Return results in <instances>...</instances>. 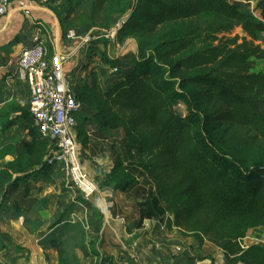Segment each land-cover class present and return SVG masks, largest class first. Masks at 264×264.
Listing matches in <instances>:
<instances>
[{"label":"trees","instance_id":"obj_1","mask_svg":"<svg viewBox=\"0 0 264 264\" xmlns=\"http://www.w3.org/2000/svg\"><path fill=\"white\" fill-rule=\"evenodd\" d=\"M56 1L46 4L65 33L69 16L82 0H68L61 10L54 5ZM92 1L93 13L108 4L127 8L121 33H150L178 23V28L166 30L153 44L140 40L129 71L109 87L104 88L95 73L90 83L74 87L83 108L92 110L91 116L82 111L76 115L78 138L84 139L93 128L125 131L120 140L122 155L104 175L105 180L122 191L149 184V195L155 203L164 201L174 213L175 225H180L185 215L210 213L220 229L218 245L226 264H264V244L243 247L239 242L248 229L264 226V153L254 156L243 149L227 148L222 128L236 124L264 140V72L252 71L256 60L264 58V48L258 42L259 34L264 33V0L257 3L261 17L244 3L230 0ZM237 29L241 32H235ZM102 57L108 65L117 63ZM180 71L186 75L179 77ZM205 97L219 104L215 113L205 107ZM178 103L186 106V115L177 112ZM8 112L19 114L6 117L2 133L18 125L28 132L29 139H17L11 148L0 149V159L12 156L0 168L4 198L21 181L53 168L47 161L50 142L35 127L30 104H11ZM135 127L144 131L135 134ZM146 155L164 157L163 164L179 176L178 181L172 185L158 181V161ZM51 243L58 248V264H69L60 242Z\"/></svg>","mask_w":264,"mask_h":264},{"label":"crops","instance_id":"obj_2","mask_svg":"<svg viewBox=\"0 0 264 264\" xmlns=\"http://www.w3.org/2000/svg\"><path fill=\"white\" fill-rule=\"evenodd\" d=\"M246 1L244 5L261 17L258 0ZM63 31L58 16L47 4L34 5L29 16L18 5L0 15V111L9 119L19 114L8 112L11 104L30 103L28 84L19 75L17 61L35 38L44 42L48 57L55 53L65 57L64 71L73 74L77 83L91 82L89 71L96 64L91 63H102L101 46L112 39L103 37L86 45L67 39ZM132 43L130 54L124 51L120 58L127 60V55H136ZM107 54L117 57L113 49ZM100 68L95 70L100 72ZM100 83L107 88L114 82L100 78ZM84 108L82 112L91 116L92 110ZM15 126L18 139L28 140V132ZM125 136L122 129L93 128L87 130L84 139L78 138L83 166L98 185L96 195L90 199L67 186L62 165L21 181L6 198L0 190V234L13 239L18 256L12 262L5 259L3 264H58L59 251L52 245L53 240L60 242L69 264H212L207 254L201 258L194 255L190 246L196 243L191 232L174 224L163 200L153 201L149 184L122 191L105 180L104 175L112 171L118 155H122L120 140ZM10 159L11 155L0 159V168ZM70 205L71 210L61 217ZM213 264H223V260L214 257Z\"/></svg>","mask_w":264,"mask_h":264},{"label":"rangeland","instance_id":"obj_3","mask_svg":"<svg viewBox=\"0 0 264 264\" xmlns=\"http://www.w3.org/2000/svg\"><path fill=\"white\" fill-rule=\"evenodd\" d=\"M73 3H77V1L80 0H71ZM129 2H133L134 0H126ZM260 1V0H258ZM68 0H57L54 5L59 8V10L63 9V7L68 5ZM92 0H82V4L79 3V6L77 7V10L74 14L69 16V20L67 24L65 25V30L68 29H76L81 31L84 34H96L99 35L104 31H108L113 25H115L117 22H119L121 19L127 18V8L124 9V6L119 5H106L102 10L93 13L90 10V6L92 5ZM124 3V2H123ZM258 3V2H257ZM257 5V4H256ZM124 9V11H123ZM129 9V8H128ZM178 23L169 24L167 26H164L162 28L158 27L155 29V31L150 33H144L139 30H133L129 33H121V30H117L115 35L112 38L111 43H107L103 46H101V60L102 63L97 64L98 60H94L91 64L96 63L93 65L94 69L93 71H89L91 81L94 77V73L97 75L98 80L100 81V78L102 81H113L116 82L117 80L121 79L124 72L129 71L131 61L136 56L127 55V60L124 58H120V54L124 53V51H130V42L132 41L136 47L137 43H139L140 40L146 41L149 44H153L155 41H157L159 38H161L162 34L170 29V28H178L176 26ZM235 32H241L240 29H237ZM64 33V31H63ZM98 40V39H97ZM96 40V41H97ZM258 42L262 45L264 48V34H259ZM90 42H88L86 45H89ZM108 49L115 50V53L117 54L116 58H112L107 54ZM127 54H130L128 52ZM102 56L109 57L111 59H115L117 63L112 66L105 63L104 58ZM96 67H101L100 72H98ZM254 72H264V58L263 59H257L255 67L252 69ZM186 75L183 71H180L178 73L179 77H183ZM76 82V81H75ZM76 84H78L76 82ZM191 87H195L194 84L190 85ZM204 104L205 107L211 111L212 113H215L219 109V104L215 102L210 97L204 98ZM176 110L181 115H186L187 109L186 106L181 103L177 104ZM125 115L129 116L128 113ZM6 116H3L2 112L0 111V145L5 144L4 147L11 148L13 145V142L18 139L17 126H12L8 129L7 133H2V123L5 121ZM7 119H9V116L7 115ZM224 129V136L223 141L227 148L231 150H237V149H243L246 152H248L251 155L257 156L264 153V140L261 139L253 130L250 128L242 127L236 124H228L224 125L222 127ZM144 130L142 127H135L132 129V132L135 134H140ZM17 136V137H16ZM27 136V134H23V137ZM22 138V137H21ZM6 141V143H4ZM3 147V148H4ZM2 149V148H1ZM147 159H155L157 160L159 166L155 170V174L157 175L158 181H160L164 185H172L176 181H178L179 176L177 174H174L171 172L169 167L164 163L166 161L164 157L155 158L151 155H146ZM87 171V170H86ZM153 182L156 183V180L153 178ZM171 215L173 220L175 219L174 213L171 211ZM181 224L180 226L187 231H190L191 236L194 238L195 245H191L190 248L193 250L194 255L196 257H203L204 254H207L210 258L214 260V257H217L218 259L223 260V264H226V258L224 256L223 249L218 245L220 235V229H218L217 225L214 224L213 215L210 213L204 212V211H198L195 212L192 215H185L183 218H181ZM202 237V242H200L199 236ZM11 237L7 236L4 237L3 234H0V264H3L5 259L9 258V262H12V260H15L18 258L16 256V250L15 245L10 240ZM5 241V242H3ZM239 242L242 244L243 247H248L252 244L261 243L264 244V226L261 227H255L248 229L246 236L239 240ZM189 250V249H187ZM187 251L184 252V254ZM237 264H243V263H237Z\"/></svg>","mask_w":264,"mask_h":264},{"label":"built area","instance_id":"obj_4","mask_svg":"<svg viewBox=\"0 0 264 264\" xmlns=\"http://www.w3.org/2000/svg\"><path fill=\"white\" fill-rule=\"evenodd\" d=\"M47 1L0 0V15L8 14L14 5H18L22 12L29 16L34 5L46 4ZM124 22L125 18L99 35L90 33L86 35L72 28L66 30L64 36L70 40H80L83 44L102 37L112 39ZM47 53L44 42L35 38L31 45L22 50L17 61L19 75L28 84L33 123L41 136L50 142L48 163L53 167L64 166L67 186L84 198L90 199L96 195L98 185L84 168L78 147L76 115L82 111L83 103L76 98L73 74L64 71L65 57L57 53L48 57ZM8 65L12 66V62L9 61Z\"/></svg>","mask_w":264,"mask_h":264}]
</instances>
